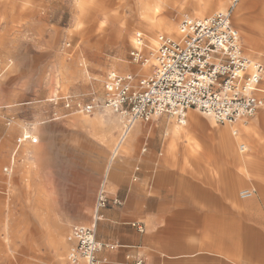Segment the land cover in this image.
Returning a JSON list of instances; mask_svg holds the SVG:
<instances>
[{"label": "rangeland", "instance_id": "374dc122", "mask_svg": "<svg viewBox=\"0 0 264 264\" xmlns=\"http://www.w3.org/2000/svg\"><path fill=\"white\" fill-rule=\"evenodd\" d=\"M240 1L232 5L226 0L223 12L231 10L244 54L264 64V0L246 1L238 25L233 16ZM173 2L161 14L164 26L178 28L185 16L195 17L199 9L192 0ZM147 5V0H0V264H66L70 226L92 223L96 197L104 190L103 179L92 176L109 164L112 147L106 153L102 143L79 129L74 119L117 115L108 110L80 113L66 109L63 101L69 98L72 105L102 101L104 81L112 71L137 78L152 73L157 48L149 50L146 43L149 37L157 43L161 34L145 36L144 27L138 25L137 14ZM240 26L249 35V44ZM137 38L142 39L141 53L149 61L145 73V66L130 58ZM259 115L264 121V111ZM256 133L262 146L254 163L264 160L262 125ZM118 134L119 130L115 140ZM246 144L247 154L255 152ZM4 168L10 173L5 174ZM88 170L91 196L79 198L77 183L83 182ZM248 188L253 187L238 191ZM235 199L251 207L246 212L235 210L236 216L247 214L245 223L264 235V208L255 202L260 199L257 192L252 200H241L238 192ZM256 217L262 223L257 224ZM209 231L204 226L203 235L188 237L189 243L198 249ZM183 259L232 264L212 250L198 249Z\"/></svg>", "mask_w": 264, "mask_h": 264}, {"label": "crops", "instance_id": "0c3cea01", "mask_svg": "<svg viewBox=\"0 0 264 264\" xmlns=\"http://www.w3.org/2000/svg\"><path fill=\"white\" fill-rule=\"evenodd\" d=\"M246 43H250L248 36ZM262 111L250 121L220 125L188 110L184 127L164 115L150 123L136 122L123 140L118 116L76 117L79 129L100 135L106 153L112 147L109 164L92 176L103 179L109 202L98 214L96 239L116 246L103 248L98 264H134L140 259L146 264H203L183 259L198 249L221 252L232 264H264V235L245 223L247 214H235V210L251 208L235 199L237 192L241 200H250L257 192L260 199L255 202L264 208V160L253 162L262 146L256 133L261 125L264 128ZM236 137L246 142L238 147ZM246 143L255 152L247 154ZM89 179L88 170L83 182L77 183L79 198L90 199ZM243 187L253 188L239 192ZM257 219V224L262 223ZM91 224H73L69 233L76 226ZM204 226L210 230L205 233L208 238L197 249L188 237L203 235ZM137 227H143V232Z\"/></svg>", "mask_w": 264, "mask_h": 264}, {"label": "built area", "instance_id": "2783aa9c", "mask_svg": "<svg viewBox=\"0 0 264 264\" xmlns=\"http://www.w3.org/2000/svg\"><path fill=\"white\" fill-rule=\"evenodd\" d=\"M178 35L176 40L158 36L149 76L137 78L136 74L109 72L102 101L72 105L65 98L64 107L85 114L98 110L116 114L123 125L120 140L125 139L136 122L150 123L164 115L184 127L188 110L220 125L236 124L264 111V64L244 54L231 10L204 18L185 16L178 25ZM141 48L142 39L137 38L130 58L133 64L143 66L148 59ZM3 172L9 174L10 169L4 168ZM113 204L119 205L117 201ZM108 205L101 190L96 197L92 224L70 231L66 237L71 247L66 256L68 264H98L97 255L103 248L116 247L96 239L98 214ZM137 229L143 232V227ZM134 264L146 263L140 259Z\"/></svg>", "mask_w": 264, "mask_h": 264}, {"label": "bare ground", "instance_id": "6f19581e", "mask_svg": "<svg viewBox=\"0 0 264 264\" xmlns=\"http://www.w3.org/2000/svg\"><path fill=\"white\" fill-rule=\"evenodd\" d=\"M173 1L174 0H147V2H148L147 7L141 9V12L137 14L138 15L137 16L138 17V22H139L138 25L144 27V29H145V31H144L145 32V36H147V34L149 32L150 33L151 32H154V33L155 32H158L161 35L168 36V38L170 37L172 40H176L178 38V36H179L178 35V28L175 27V26H173V25L164 26V23H163L164 22V19L161 16L162 12L165 9V6H174L175 3ZM192 1H193V4L196 5L199 8L197 10V12L195 13V17L196 18H203L204 15H206V14H212L214 12H223L224 10H226V6H227L226 0H192ZM246 1L248 2V1H251V0H242V1H240L239 4H237V8L235 9V13H234L233 18H234L235 22L238 25H240V23H241V20H240L241 12L244 9H246V5H245V2ZM234 2L235 3L236 2L238 3V0H231V4L232 5H234ZM179 8L181 9L182 6H180ZM241 36L243 37V39L245 40V42L247 41V36L249 37V35L246 33L245 29L242 28V27H241ZM147 41H149V42L146 43L147 48L149 50H155L157 48V43H156V41L154 39H152V37H149V39ZM128 42L131 43V40H128ZM133 44L135 45L134 40H132V45ZM148 63H149V61H147V64ZM145 65H143V66H145ZM144 68L145 69L143 70V73H145L146 70L149 69L147 66H145ZM91 124H92V122H91ZM91 126L92 127H95V125H91ZM122 129H123V125H122ZM233 132H235V131H233ZM93 133H94V137H96L99 141H101L100 140V135L95 130H94ZM26 136H27V133H24L23 134V138L26 139ZM235 141H236V143H237V145L239 147L240 146V144L238 143L239 138L236 137L235 138ZM219 253H221V252H219ZM235 254H237V253H235ZM221 255H223V253ZM232 259H234V258H232Z\"/></svg>", "mask_w": 264, "mask_h": 264}]
</instances>
